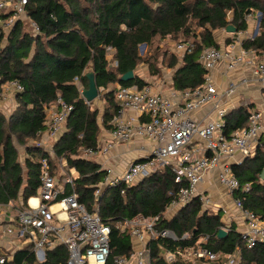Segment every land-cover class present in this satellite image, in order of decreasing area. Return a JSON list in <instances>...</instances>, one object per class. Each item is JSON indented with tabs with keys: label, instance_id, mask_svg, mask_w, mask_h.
<instances>
[{
	"label": "trees",
	"instance_id": "16d2710c",
	"mask_svg": "<svg viewBox=\"0 0 264 264\" xmlns=\"http://www.w3.org/2000/svg\"><path fill=\"white\" fill-rule=\"evenodd\" d=\"M258 12L262 14L259 32L244 39L243 46L261 52L264 0H30L28 13L39 26V33L30 24L18 21L8 37H0V92L3 84L12 80H18L24 87L17 93V107L10 118L0 112V207L22 199L23 209L28 199L37 195L41 160L48 154L41 148L28 147L23 165L15 140L26 145L36 138L46 128L45 108L61 97L73 110L66 122L67 131L54 150L58 158H66L68 165L78 170L76 191L80 201L91 211L97 209L103 222L111 227L112 252L106 264H116L117 256L131 254L132 238L118 223L137 215L160 216L161 227L180 237L186 232L191 235L188 240L152 241L150 264H192L180 258L169 263L165 253L192 245L201 236L209 237L207 247L214 252L227 254L238 249L240 264H264V242L250 249L234 227L225 237H218L219 229L224 227L222 211L204 209L194 200L172 219L163 218L181 186L171 168L159 169L135 185L106 188L96 199L95 191L104 172L97 163L75 157L83 148L98 146L101 123L110 128L119 107L115 90L107 91L102 96L106 106L100 123L99 109L82 95L81 89L89 85L87 71L94 72L97 86L105 90L116 83L141 87L147 81L139 75L130 81L121 80L122 75L135 71L143 61L139 46H149L155 39L182 37L196 41L195 51L183 57L172 53L167 63L174 70L176 89L195 88L204 82L206 74L199 61L200 53L207 47H220L215 31L230 24L237 31H246L247 16ZM108 47L114 51L113 61H117L112 69ZM163 60L166 61L164 55ZM249 115L246 106L226 113L224 134L229 137L246 127ZM232 169L241 185L237 194L245 197L244 207L264 214V180L260 176L264 170V143L253 156L232 165ZM247 183L250 190L244 192L242 187ZM67 258L65 246H58L46 251L45 263L67 264ZM34 262L32 245H28L16 251L7 264Z\"/></svg>",
	"mask_w": 264,
	"mask_h": 264
},
{
	"label": "built area",
	"instance_id": "2783aa9c",
	"mask_svg": "<svg viewBox=\"0 0 264 264\" xmlns=\"http://www.w3.org/2000/svg\"><path fill=\"white\" fill-rule=\"evenodd\" d=\"M29 2L0 0V37H8L18 21L30 24L33 31L39 33V26L28 13ZM252 18L253 14L247 16L248 20ZM237 33L240 37L228 45L202 50L199 61L206 70L205 80L195 88L179 90L170 87L164 91L148 82L141 87L136 84L117 85L115 96L119 107L108 128L109 138L95 148H83L77 157L90 161L97 155H106L117 144H131L143 139L151 141L153 146L143 158L131 161L124 172L118 173L112 167L106 168L95 191L96 199L106 188L131 186L157 170L169 167L175 174L176 182L181 183L170 206L182 209L197 200L202 208L208 209L212 207L213 201L207 193L199 191L198 186L206 171L218 169V182L227 189L233 198L234 209L241 213L244 220V228L239 231L242 241L250 249L264 242V214H257L244 207L245 197L237 194L241 185L229 162L236 155L244 158L253 156L258 146L264 143L263 114L251 110L248 125L229 137L223 132L225 115L228 113L226 109L218 108L216 119L205 123L194 117L206 105L219 103L223 94L231 95L243 85L255 82L264 89V51L243 46L244 39L255 37V29L248 32L247 37L245 31ZM196 46L194 39L181 40L176 43L174 52L183 57L194 52ZM113 52L108 47L107 56L112 57ZM114 64L117 65V61ZM221 64L231 73L247 70L250 76L245 75L237 82H231L222 91L215 85L212 75ZM11 89L17 94L24 87L18 80L3 84L0 112L5 113L3 102L8 98L7 91ZM72 110L73 106L65 103L61 97L45 108L46 128L38 136L46 138L35 140L36 146L45 149L48 154V157L41 160L39 197L36 203H32L29 198L27 206L18 211L16 223L8 226L4 232L7 236L32 244L38 263L45 262L47 250L65 246L68 252L67 264H106L112 252L110 225L103 222L97 209L91 211L80 201L76 191L78 170L70 167L66 158L56 156L54 159L58 161L55 163L64 175L61 182L52 171V153L44 147L51 143L48 141L57 143L61 139ZM242 189L248 192L250 184L247 183ZM160 221V216L137 215L119 222L120 228L128 231L132 238V252L129 256H117L115 263L150 264L149 245L152 241L191 238L187 232L180 237L173 230L161 227ZM133 242L141 246L136 249ZM208 243L209 237L201 236L192 245L167 251L165 259L169 263L180 258L192 264H240L238 249L234 253H217L207 247ZM11 259V254L2 253L0 264H7Z\"/></svg>",
	"mask_w": 264,
	"mask_h": 264
},
{
	"label": "crops",
	"instance_id": "0c3cea01",
	"mask_svg": "<svg viewBox=\"0 0 264 264\" xmlns=\"http://www.w3.org/2000/svg\"><path fill=\"white\" fill-rule=\"evenodd\" d=\"M257 14L260 15V12H258ZM255 15L253 14V18L251 20H248V29L247 31H245L247 33L246 37L248 36V32L251 33L254 31V29L256 31V28L258 26V24L256 23V20H258V18H256ZM226 28L218 29L214 33V37L216 41L220 44V46H225L228 43H231L232 41L240 37L239 33L228 32ZM244 36L245 35L241 36V38H243ZM107 58L113 61V56L110 57L109 55L107 56ZM168 75L171 77V79L170 80L163 79L164 82H162L159 77H155V85L157 86L158 90L161 89V90L166 91L170 87L175 88L173 86L174 70H170ZM212 75H213V80H214L215 85L222 91H225L228 88V86L231 84V82L233 81L237 82L238 80L241 79V77H244L245 75L250 76L249 71L247 70L231 73L226 69L224 64H221L217 69H215ZM165 81H167L168 84L162 85V83H165ZM117 85L118 83L113 84L107 90H105L103 87L99 89L105 90L104 92L105 94L107 91L111 89H115ZM16 96L17 94L15 93L14 96L10 97L9 95L8 98L4 100L3 108L5 112L7 110L10 111V109H13L12 105H15L17 101ZM95 102L96 101L93 102L94 105L96 104ZM98 106H103V109H105L106 104L104 102V99L102 100V104ZM241 106L248 107L250 112L251 110L260 111L263 114V123H264V89L259 87L258 84L255 82H251L248 85H243L239 87V89L236 90L231 95L223 94L221 101L219 103L206 105L198 113H195L194 117L197 120L205 123L206 121L216 119L217 110L220 107L226 109L227 112H230ZM103 113L104 112L101 113L100 111V114H99V117L101 119L100 123L102 122ZM66 131H67V125H65L63 129V132H66ZM37 138L38 140L40 138L44 140L46 137L37 136ZM108 138H109V129L103 126L101 123V129H100L99 136H98V145H102V143ZM31 140H32L31 144L26 145L25 149H20L18 146H16L19 152V160L23 165L27 157L28 147H37L35 140L34 139H31ZM48 142H51L49 143L51 146H49L48 144L47 146H44V147H46L47 149L51 151L53 160H54L53 163H55L58 161V159L57 161L54 159L56 157V153L54 150L56 142L54 143L53 141H48ZM152 146H153V143L146 139L139 140L131 144L121 143V144L115 145L106 155L104 156L101 154L97 155L96 157L91 158L90 161L97 163L100 166L102 171L106 170V168L108 167H112L114 170H116V172L120 173V172H124V170L126 169V167L131 161L135 159L143 158L145 155H147L149 151L152 149ZM43 150L46 152L45 149ZM77 156L75 157L78 158ZM245 159L246 158H244L241 155H236L235 157L230 159L229 162L231 165L240 164ZM223 162L224 160L221 162V164ZM218 172H219L218 169L206 171L203 175V179L201 183L198 186V190L204 193H207L211 197L213 201V205L211 207L212 211L214 212L222 211V214H224V216L222 215L221 221L224 223V228L228 229L229 231L231 227H234L236 231H240L244 228V224H243L244 220L241 216V213L234 209L233 198L228 194L227 189L224 186L220 185V183L218 182ZM141 181L142 180H138L135 184H138ZM38 197H39V189H38L37 195L30 198L32 199V201L34 200L32 203H36L37 202L36 199ZM22 204H24L23 200L19 199V201L12 202L7 207H0V235L4 233V230L8 226H11L14 223H16L15 219H16L18 211L21 209L20 206ZM26 206H27V203H26ZM179 210H180V207H178V209H176V207H173V206L170 208L168 207L167 211L163 215V218L172 219L177 214V211ZM2 239L3 238L0 236V247H4V248L6 247L10 250H12L13 246L18 247L17 249L12 250L11 252L12 259L16 251L22 250L26 248L28 245H32L24 241L23 239L19 240L17 238H14L13 240H9L8 242ZM140 246H141L140 243L133 242L134 248L137 249ZM33 264H42V263H38L36 260V262H34Z\"/></svg>",
	"mask_w": 264,
	"mask_h": 264
},
{
	"label": "rangeland",
	"instance_id": "374dc122",
	"mask_svg": "<svg viewBox=\"0 0 264 264\" xmlns=\"http://www.w3.org/2000/svg\"><path fill=\"white\" fill-rule=\"evenodd\" d=\"M258 16V14L255 15V17ZM29 25H28V28ZM184 40L182 37L179 38H165L163 40H159V39H155L153 41V43L151 45H146V46H139V55L143 58V61L139 63V65L137 66V68L135 69V74L139 75L142 77L143 80L147 81L148 83H151L153 85H155V77H159L160 80L162 82H164L163 79L165 80H170L171 77L168 75L170 70H173V68H170L168 66V58L170 54H174L175 52V45L177 42ZM176 54V53H175ZM163 55L166 58V61L163 60ZM111 66L110 68H114L116 65L114 64L113 61H111ZM168 75V76H167ZM171 75V74H170ZM168 78V79H167ZM168 82L165 81V83H162V85H167ZM104 90L100 89L99 90V97L94 100L96 101L94 107H97L99 109V111L104 112L103 106H98L102 104V96L104 95ZM7 96L10 95V97L14 96L15 91L14 90H9L7 91ZM93 101V102H94ZM4 103V102H3ZM17 104V101H16ZM12 105L13 109L7 110L5 113H3L1 111V113H3L5 115V117L7 119L10 118V116L13 113V110L15 109V107H17V105ZM34 140H38V138H34ZM32 140L27 141L26 145L31 144ZM15 144L16 146H18L20 149H25L26 145L24 144H19L17 142V140H15ZM49 146H51L49 144ZM67 170V169H65ZM52 171L54 173V175L56 176L57 179H59L61 182H63V171L60 169L59 165L57 163H52ZM171 206H169L170 208ZM177 209V208H176ZM211 210V208H209ZM167 211V210H166ZM212 211V210H211ZM178 212V211H177ZM224 216V214H222ZM4 240V241H9V240H13L14 237L13 236H7V234L4 232L2 233V235H0ZM17 246H13L12 250L17 249ZM1 250H3V253H8L11 254L12 250L8 249V248H4V247H0Z\"/></svg>",
	"mask_w": 264,
	"mask_h": 264
},
{
	"label": "water",
	"instance_id": "95a60500",
	"mask_svg": "<svg viewBox=\"0 0 264 264\" xmlns=\"http://www.w3.org/2000/svg\"><path fill=\"white\" fill-rule=\"evenodd\" d=\"M261 19H262V14L260 13V15L258 17V26H257L256 31H255L256 35L259 32V25H260ZM226 30L228 32H237V29L232 24L228 25ZM143 46H146V44H143ZM85 76L87 77V79L89 81V85L87 88H84L82 90V95L86 99V101L88 103H90L99 97V90L100 89L97 86L94 72L88 71V72H86ZM134 77H135V71L131 70V71L125 73L124 75H122L121 80L122 81H130ZM260 176H261V179L264 180V170L262 171ZM226 235H227V230H225L224 228H220L219 232H218V237L222 238V237H225ZM44 264H46V263H44Z\"/></svg>",
	"mask_w": 264,
	"mask_h": 264
},
{
	"label": "clouds",
	"instance_id": "9594fccd",
	"mask_svg": "<svg viewBox=\"0 0 264 264\" xmlns=\"http://www.w3.org/2000/svg\"><path fill=\"white\" fill-rule=\"evenodd\" d=\"M259 17V15L257 16V18ZM256 36V35H255ZM143 45V44H142ZM88 72V71H87ZM83 89H81V91H82ZM115 90V89H114ZM45 263V262H44ZM44 263H42V264H44Z\"/></svg>",
	"mask_w": 264,
	"mask_h": 264
},
{
	"label": "bare ground",
	"instance_id": "6f19581e",
	"mask_svg": "<svg viewBox=\"0 0 264 264\" xmlns=\"http://www.w3.org/2000/svg\"><path fill=\"white\" fill-rule=\"evenodd\" d=\"M33 201H34V200H33ZM33 201H32V202H33Z\"/></svg>",
	"mask_w": 264,
	"mask_h": 264
}]
</instances>
